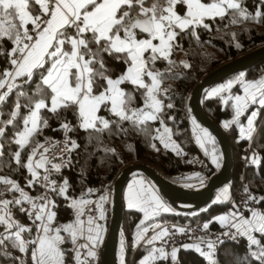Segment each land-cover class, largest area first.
<instances>
[{
	"label": "snow or ice",
	"instance_id": "obj_1",
	"mask_svg": "<svg viewBox=\"0 0 264 264\" xmlns=\"http://www.w3.org/2000/svg\"><path fill=\"white\" fill-rule=\"evenodd\" d=\"M243 3L244 0H0V56H7L8 65L0 69V109L7 103L10 95L16 96L14 110L8 113L9 118L6 121L0 119V138L5 137L7 127L12 126L16 129L14 142L19 148L32 149L26 163L21 162L20 151L13 154L15 163L31 173L27 186L31 188L43 183V187L57 195H64L68 188L66 179L63 184L57 185L56 181L50 180V176L53 171L59 172L69 163L70 157L62 164L52 163L56 157L48 154L55 152L57 142L47 141L48 146H45L35 141L40 129L48 126L47 119L41 116L42 109L58 115L61 110L74 108L79 127L99 132L110 130V121L97 115L102 107L118 117L119 121H130L134 127L147 121L160 120L164 107H174L171 103L164 105L158 95L169 92L168 88H161V84L169 74L176 75L173 72L175 62L168 58L175 49L182 50L177 38L190 32L199 40L195 29L198 26L208 29L206 18H228L230 24H242L245 21L259 23L264 19V12L259 8L253 14ZM178 4L186 6L183 16L175 10ZM260 4L264 5V0H260ZM5 38L12 44L7 51L3 47ZM156 40L159 43L153 42ZM235 46L241 47L239 43ZM106 56L122 59L126 70L114 78L107 67ZM161 59L168 60V67L163 71L155 68L156 61ZM180 63L186 68L190 67L185 61ZM37 74L39 80L35 92L29 94L23 89ZM146 78L150 82H146ZM125 82L145 90L142 93L143 107H132V93L125 92L120 87ZM234 83L243 84L244 95H230L224 101H235V116L223 123L225 128L239 123V117L249 104L264 106V76L255 81H246L245 73L241 72L234 80L210 90L207 95H219L231 89ZM21 98L25 102L22 103ZM22 109L28 110L27 115L22 114ZM257 114V111H253L247 119V127L241 126L242 136L252 138L256 131L254 120ZM3 115V111H0V117ZM161 123H164L163 120ZM192 123L193 133H200L195 136L196 142L204 149L205 155H210L212 162L219 166L220 157L215 147V138L195 118ZM98 124L102 127L98 128ZM61 127L66 134L63 143H70L68 152L71 153L78 145L74 140L69 142L67 133L74 129L68 121L63 122ZM164 131L170 133L171 130L165 127ZM33 142L35 147H32ZM206 144L212 146L211 151ZM169 146L170 144L165 143V147ZM2 147L0 144V149ZM173 150L177 154L182 151L178 145ZM38 152L39 158L35 159ZM2 155L0 151V156ZM40 168L45 169L43 176L37 171ZM193 176L200 178L199 173H194ZM200 184H203L202 179ZM0 185V228H3L0 231V254L10 256L9 247L26 253L31 245V264H65L68 251L74 253L75 264H94L105 231L104 226L97 221L105 219L104 203L108 199L107 195L99 197L98 217L88 215L82 218L85 216V208L91 203L82 194L69 205L74 211L73 221L53 226L56 212L52 209L55 202L46 192L33 197L17 181L6 176H0ZM12 192L19 193V196L4 198L6 193ZM228 192L229 189L225 187L217 200L227 198ZM126 200L129 209H138L144 214L137 225L136 243L139 244L141 240H145L148 245H153L158 240L167 243L165 238L170 236L169 229L160 224L153 225L155 234L146 238L149 230L145 226L146 221L162 212L174 211L158 192L150 185L145 186L143 181H135L128 186ZM25 203L27 208L24 207ZM17 205L21 212L27 213L32 222L30 226H25L14 218L11 209ZM252 217L249 220L241 216L231 227L245 235L251 229L264 233V215L253 211ZM218 219L222 224L228 221L226 216ZM232 219L235 220V214ZM203 227L208 228V224ZM33 230L36 232L35 237L25 239L24 234ZM177 230L181 233L186 231L183 227ZM66 242L72 244L71 249L62 247ZM253 243L257 241L253 240ZM201 244H206L208 251H203ZM184 247L195 248L210 264H216L215 242L199 241ZM123 251L122 240L121 252ZM178 251L179 249L173 248L169 253L163 246L152 247L139 264H151L169 256L176 261ZM260 256L264 258V252ZM15 259L20 264H25L20 257ZM121 264H124L123 257Z\"/></svg>",
	"mask_w": 264,
	"mask_h": 264
},
{
	"label": "trees",
	"instance_id": "obj_2",
	"mask_svg": "<svg viewBox=\"0 0 264 264\" xmlns=\"http://www.w3.org/2000/svg\"><path fill=\"white\" fill-rule=\"evenodd\" d=\"M204 2H209V0H204ZM243 6L253 14L257 8L264 12V5L260 4V0H244ZM175 10L179 15L183 16L187 9L185 5L178 4ZM205 23L209 25L208 29L203 26H198L195 29L199 40L190 32L181 34L177 38V42L182 45V50L175 49L168 58V60L175 62L173 72L176 75L169 74L161 84V88H168L169 92L167 94L161 92L158 95V99H161L164 105L171 103L174 107L171 109L164 107L160 120L147 121L143 125L134 127L130 121H119L118 117L102 107L97 115L110 121V130L99 132L79 127L74 108L61 110L58 115L51 113L47 109L41 110V116L47 119L48 126L40 129L35 141L42 144L51 139L59 138L64 131L61 124L68 121L73 124L74 129L69 131L70 141L74 140L78 145L71 152L70 162L63 166L59 172H52L57 185L63 184L65 179L68 181V188L64 195L51 193V199L55 202V207L52 210L56 212L53 226L65 225L74 219V211L69 206L68 198L79 199L82 194L84 197H95L94 191L100 185L105 186V190L107 186H111L110 191L112 194L114 181L122 169L130 164L145 162L165 176L188 169L189 166L177 154V151L170 147H165V143L161 141V133L165 127L171 130V138L176 146H179V149H184L187 152H197L198 155L203 154L190 131L191 118L193 117L188 106V99L191 89L213 68L264 44V19L259 23L245 21L242 24H230L228 18L222 20L216 17L215 19L206 18ZM236 43H239L241 47L237 48L235 46ZM3 47L5 51L10 50L12 44L5 38ZM105 59L107 60V67L111 70L114 78L126 70V65L122 59L107 56ZM6 60L7 56H0V69L8 67ZM168 60H158L155 63V68L163 71L168 67ZM181 61L187 62L190 67H184L180 63ZM241 72L245 73L246 81L260 79L264 76V60ZM241 72L230 75L210 88L226 84L229 80H234ZM38 80L39 76L37 74L33 81L25 86L23 90L28 91L29 94L34 93ZM146 82H150V80L146 78ZM240 85V83L233 85L229 92H237L240 89ZM120 87L125 92L132 93L134 97L132 107L139 108L144 106L142 96L144 89H138L129 82L121 84ZM227 98H222L219 95L206 97L205 93L201 99V104L207 115L221 126L229 138L233 156L232 176L229 182L230 191L233 192L240 186V180L244 176L248 192L254 193L259 197V208L264 212V106L259 109V114L255 121L256 131L253 133V146L257 150L258 161L257 164L253 162L244 168L241 150L247 144V140L246 138L238 139L239 133L236 123L231 124L228 128L223 126L225 121H230L235 116L234 102L233 100H228L225 103L224 101ZM15 101V94L10 95L7 103L0 109L4 113L0 119L6 121L9 118L8 113L14 110ZM21 102H25L23 98H21ZM251 107H254V105L248 107L240 119L244 120L245 114L250 111ZM21 111L22 114L27 115V109H22ZM161 120H163V124ZM99 127H102V125L98 124ZM141 129H147V131ZM15 131V128L8 126L5 137L0 138V144L3 145L2 149H0L3 153L0 156V166H2L0 176H6L17 181L26 193L36 195L39 193L36 185L31 188L27 186V181L31 179V173L27 168L17 165L13 158V154L20 151L21 162L26 163L32 149L30 147H25L23 150L19 148L14 142ZM215 141V147L220 157L219 166L212 162L211 157L203 154L208 162L209 177L220 168L222 163V154L216 138ZM32 147H35V142H33ZM208 147L211 149L212 146L208 144ZM89 189L92 191L89 192ZM13 196H19V193H6L4 198L12 199ZM225 204L226 202L224 201L214 202L210 206L191 212H181L177 209L176 212H162L159 216L146 221L145 224L152 222L162 223L167 220L194 222L213 212L222 210ZM107 206L108 204H106V208ZM19 207L18 205L12 206L11 210L14 218L25 226H30L31 223L26 213L21 212ZM110 217L111 209H108L107 219L109 220ZM141 217L142 212L137 209H123L118 232V264H121L119 260L120 254L123 257L124 264H138L139 259L148 250L147 246L133 247V233ZM0 231H3V228H0ZM24 235L25 239L35 237L34 230ZM62 235L65 234L62 233ZM122 240L124 243L123 252H121ZM253 240L257 241V243H253ZM62 247L71 249L72 244L66 242ZM31 248L32 246L29 245L28 252L20 253L18 249L9 247L8 251L11 255L5 257L0 254V264H20V261L15 259V257L23 259L25 264H31ZM261 252H264V233L254 230L252 238L242 236L240 239L220 243L214 250V259L216 264H264V258L260 256ZM72 253L71 251L66 253V264L72 263ZM132 255L133 258L130 261ZM176 261L177 264H210L209 260L197 251L183 247L177 252ZM151 264L168 263L160 259L151 262Z\"/></svg>",
	"mask_w": 264,
	"mask_h": 264
},
{
	"label": "water",
	"instance_id": "obj_3",
	"mask_svg": "<svg viewBox=\"0 0 264 264\" xmlns=\"http://www.w3.org/2000/svg\"><path fill=\"white\" fill-rule=\"evenodd\" d=\"M264 60V44L247 51L206 73L191 89L188 99L192 117L216 138L221 154L220 168L199 189L177 185L145 162L133 163L122 169L113 183L111 217L105 236L99 264H118V232L124 209L123 192L127 182L135 175H142L158 193L175 209L181 212L196 211L212 205L215 192L228 184L232 176L233 156L227 134L221 126L205 112L201 99L207 90L230 75L247 70ZM158 61V60H157ZM156 61V62H157Z\"/></svg>",
	"mask_w": 264,
	"mask_h": 264
},
{
	"label": "built area",
	"instance_id": "obj_4",
	"mask_svg": "<svg viewBox=\"0 0 264 264\" xmlns=\"http://www.w3.org/2000/svg\"><path fill=\"white\" fill-rule=\"evenodd\" d=\"M77 125L79 126V122H77ZM71 126L73 127V124H71ZM65 139H66V134L65 131H63L59 138L49 140V141L57 142L55 147V152L48 154L49 156L56 157L55 159L52 160V163L62 164L64 161H67L71 156V153L68 152L70 143L67 145L63 143ZM67 139L70 142L71 138L69 132L67 133ZM246 140H247V144L241 150V156H242L244 168L247 165L253 163V161L255 160V158H257L258 155L257 150L253 146V136L251 139L246 137ZM42 144L48 146L47 141L43 142ZM180 150L182 151L180 152L179 155L184 159V162L187 163L189 168L182 170L176 174L167 175L166 178L171 182L180 186L188 187L186 185H193L192 187H188V188H192V189L202 188L209 179L208 162L205 155L203 154L198 155L197 152H187L184 149H180ZM38 158H39V152L35 157V159ZM37 171L41 174V176H43L45 173L44 168L37 169ZM194 173H199L200 178L199 179L195 178L193 176ZM188 177H193V178L188 179ZM200 179L203 180L202 185L200 184ZM50 180L56 181L55 177H53L52 174L50 176ZM36 187L39 189V193L31 196L36 197L46 192L47 195L51 198L52 191L50 189H46L45 187H43V183L36 184ZM110 187L111 186H107V189L105 190V186L103 185L98 186L94 191L95 193L94 198H98L103 192H107V194L110 196L111 195ZM214 199L217 200L216 193ZM221 201L226 202L222 210L213 212L198 221L190 222V221L167 220L162 222L160 225L167 227L170 233V236L165 238L167 243L158 240L155 241L154 244L150 246L151 247L163 246L165 250L170 253L174 247L181 246L184 244L192 245L199 241H213L215 242V248H216L220 243L224 241L240 239L242 237L241 234L235 232V230L231 227V225H228L226 223L222 224L218 218L221 216L230 217L233 214H237V213L252 215L253 211L257 213L260 212L261 210L259 208V197L254 193L248 192V189L245 184V179L243 176L240 180V186L236 188V190H234L233 192L230 191L228 197L226 199H222ZM24 207L25 208L28 207L27 203L24 204ZM89 209H91V211H89ZM95 212H96L95 203H90L85 208V216L82 218H86L88 215L95 216ZM29 221L30 223H32L31 220ZM206 223L208 224V228L203 227V225ZM181 227L185 228L186 231H184L183 233L179 232L177 229ZM156 231H158V229ZM154 234L155 232L150 230L147 232L146 238H150ZM34 235H36L35 230H34ZM140 245L146 246L148 244L145 242V240H142L139 246ZM200 247L203 251H208L206 244H201ZM102 249H103V244L98 249L97 256L94 260V264H99ZM148 251L149 250L146 251L145 255L148 254ZM198 253L201 254V252ZM133 255L131 256L130 261H132ZM161 260H165L168 264H177V261H173L171 256H169L167 259H161Z\"/></svg>",
	"mask_w": 264,
	"mask_h": 264
},
{
	"label": "crops",
	"instance_id": "obj_5",
	"mask_svg": "<svg viewBox=\"0 0 264 264\" xmlns=\"http://www.w3.org/2000/svg\"><path fill=\"white\" fill-rule=\"evenodd\" d=\"M154 43H159V41L158 40H156V41H153ZM241 95H242V93H241ZM255 105V104H254ZM110 106V105H109ZM250 107V106H249ZM172 138H170V136H169V133L168 132H165L164 131V133H163V131H162V133H161V141L162 142H166V141H170ZM146 178L145 177H143L142 175H135V176H133L128 182H127V185L125 186V189H124V192H123V204H124V208H127V209H129L128 207H127V200H126V196H127V193H128V186L130 185V184H133L135 181H143L144 182V184H145V186H148L149 184H147L146 183V180H145ZM229 189V192H228V195H229V193H230V187L228 188ZM101 195H107V197H108V199H107V201L104 203V211H105V219H103V220H98L97 222L98 223H100V224H102L103 226H104V228H105V231H104V233H103V241H102V243L99 245V247L102 245V244H104V240H105V236H106V234H107V229H108V219H107V210L108 209H111V206H112V204H111V202H110V196L107 194V192H103ZM100 195V196H101ZM160 195V194H159ZM219 195V194H218ZM217 195V196H218ZM99 196V197H100ZM161 196V195H160ZM99 197L98 198H95L94 200H90L88 197H84V199L85 200H88V201H91V203H95V210H96V212H95V216L96 217H98L99 216V209L97 208V202L99 201ZM228 197V196H227ZM161 198L163 199V197L161 196ZM222 199H226V198H221L219 201H221ZM164 200V199H163ZM214 201H216V202H219L218 200H214ZM106 204H108V206H107V208H106ZM138 210V209H137ZM174 211H172V212H176L177 210L176 209H173ZM259 214H261V215H264V212H262V211H260V212H258ZM241 216H243V218H245V219H249V220H251L253 217H252V215H245V214H235V220H233L232 219V216H230V217H228V221L226 222V224H228V225H231L232 223H234V222H238L239 221V219H240V217ZM144 218V214L142 213V217H141V220ZM140 220V221H141ZM140 223V222H139ZM155 224H161V222H152V223H149V224H145V226L146 227H148V231H153V225H155ZM234 230H235V232H237V233H239V234H241L242 236H247V237H251L252 238V233H253V231L255 230V229H251L250 230V232H249V234H247V235H245V234H242V233H240L239 232V230L238 229H236V228H233ZM136 231H137V228L135 229V231H134V233H133V247H137V246H139V244L142 242V240L140 241V243L139 244H137L136 243V239H135V235H136ZM147 234V233H146ZM185 245H188V244H184V245H181V246H176V247H174V248H176V249H180V248H186V247H184ZM147 246V248H148V250H150L152 247L150 246V245H146ZM99 247H98V249H99ZM188 248H191V249H193V250H195L196 251V249L195 248H193V247H188ZM98 249H97V252H98ZM73 256H74V253H72V259H73ZM144 256H146L145 254L139 259V261H138V264H139V262H140V260H142L143 259V257ZM66 264V263H65ZM70 264H75V262H74V260L72 261V263H70Z\"/></svg>",
	"mask_w": 264,
	"mask_h": 264
},
{
	"label": "rangeland",
	"instance_id": "obj_6",
	"mask_svg": "<svg viewBox=\"0 0 264 264\" xmlns=\"http://www.w3.org/2000/svg\"><path fill=\"white\" fill-rule=\"evenodd\" d=\"M235 84H239V83H234L233 85H235ZM220 85H217V86H215V87H213V88H209V90L206 92V97H208V92L210 91V90H212V89H214V88H217V87H219ZM241 93H242V95H244V87H243V84H241L240 85V89L237 91V92H235V93H231V92H229V90H226L225 92H223V93H221V94H219V96H221L222 98H225V97H229L230 95L231 96H235V95H241ZM233 102L235 103V101L233 100ZM254 104H249V106H253ZM248 106V107H249ZM260 105L257 103V104H255L254 105V107H251V109H250V111L248 112V113H246L245 114V117H244V120H242V119H240V117H239V123H236V126H237V129H238V133H239V140L240 139H244V138H246L247 136H242V134H241V132H240V128H241V126H243V127H247V119H248V117H250L251 116V113L253 112V111H257V113L259 114V109H260ZM247 109H245V111H246ZM244 111V112H245ZM243 112V113H244ZM258 114H257V116H256V118L258 117ZM256 118H255V120H254V124H255V121H256ZM192 120H193V118H191V135L193 136V139L195 140V142H196V138H195V136H196V134H200L199 132H197L196 134H194L193 133V128H194V125H193V123H192ZM200 125V124H199ZM163 133H164V131H163ZM169 133V132H168ZM169 136H170V138H171V135H170V133H169ZM164 143H168V144H170V148L171 149H174L175 147H176V144L175 143H173V140L171 139L170 141L168 140V141H166V142H164ZM197 143V142H196ZM198 144V143H197ZM198 146H199V148L202 150V152H203V154H205V152H204V149H202L201 147H200V145L198 144ZM206 147L209 149V151H211V149L208 147V144H206ZM209 157H211L210 155H208ZM257 161H258V158H255V160L253 161L255 164H257ZM146 180V183L147 184H149L150 186H152L153 187V185H151V183H150V181H148L147 179H145ZM225 187H227V188H229V183L228 184H225L224 186H222V187H220L219 189H217V191H216V195H218V194H220L221 192H222V190L225 188ZM154 188V187H153ZM155 189V188H154ZM156 190V189H155ZM157 191V190H156ZM158 192V191H157ZM159 194V193H158ZM90 200H94L95 198L94 197H88ZM110 202H111V204H112V194L110 195ZM74 198H68V203H69V205L71 204V201L73 200ZM215 200V199H214ZM165 201V200H164ZM172 209H175L173 206H171L167 201H165ZM110 220V219H109ZM109 220H108V225H109ZM73 221V220H72ZM70 223V222H69ZM68 224V223H67ZM248 238H251L250 236L248 237ZM121 258H122V255L120 254L119 255V260H120V263H121Z\"/></svg>",
	"mask_w": 264,
	"mask_h": 264
}]
</instances>
